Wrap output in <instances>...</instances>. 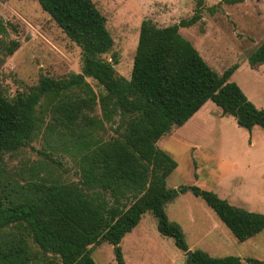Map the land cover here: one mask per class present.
<instances>
[{
  "label": "trees",
  "instance_id": "trees-1",
  "mask_svg": "<svg viewBox=\"0 0 264 264\" xmlns=\"http://www.w3.org/2000/svg\"><path fill=\"white\" fill-rule=\"evenodd\" d=\"M37 2L79 47L82 65L79 73L63 78L43 76L28 92L11 98L0 87V264H96L91 249L104 242L113 246L116 263L124 264L119 244L146 213L154 217L158 233L186 253L181 227L166 214L167 203L186 192L201 199L238 242L261 233L263 214L196 186L166 185L176 163L157 142L206 102L231 116L238 127L264 131V107L257 108L230 81L239 65L218 74L180 34V28L200 21V9L166 27L143 20L127 79L116 73L115 59L103 58L113 39L91 0ZM6 32L0 21V35ZM18 46L11 41L4 55H12ZM247 61L253 70L264 64V41ZM87 79L101 90L95 91ZM39 136L49 153L61 151L70 157L76 181L39 177L22 185L8 179L6 156L29 147ZM185 264L242 262L195 249Z\"/></svg>",
  "mask_w": 264,
  "mask_h": 264
},
{
  "label": "rangeland",
  "instance_id": "rangeland-1",
  "mask_svg": "<svg viewBox=\"0 0 264 264\" xmlns=\"http://www.w3.org/2000/svg\"><path fill=\"white\" fill-rule=\"evenodd\" d=\"M105 17L113 39L105 60L117 61L116 73L129 78L140 24L149 20L158 27L190 18L200 9L201 19L180 34L198 51L207 65L222 74L234 64L230 77L257 107H264V64L249 67L247 57L264 41V0H91ZM0 87L8 98L28 92L43 76L63 78L81 71L79 47L70 41L37 0H0ZM17 41L12 55L4 46ZM114 56V58H113ZM91 87L101 89L87 79ZM111 133L108 132L107 136ZM157 147L169 155L176 168L166 179L170 189L196 186L212 191L229 204L264 215V131L240 128L220 108L206 102L183 126L172 127ZM49 155V158L45 155ZM7 177L24 185L39 177L62 183L77 180L70 157L49 153L41 136L29 147L6 156ZM170 221L182 229L189 250L211 257H238L264 261V230L238 242L215 213L190 192L178 194L166 205ZM124 264H185V253L173 240L161 236L156 221L146 213L120 242ZM96 264H117L113 246L102 243L91 249Z\"/></svg>",
  "mask_w": 264,
  "mask_h": 264
},
{
  "label": "water",
  "instance_id": "water-1",
  "mask_svg": "<svg viewBox=\"0 0 264 264\" xmlns=\"http://www.w3.org/2000/svg\"><path fill=\"white\" fill-rule=\"evenodd\" d=\"M191 253V250H188L186 253H185V255L187 256V255H189Z\"/></svg>",
  "mask_w": 264,
  "mask_h": 264
},
{
  "label": "crops",
  "instance_id": "crops-1",
  "mask_svg": "<svg viewBox=\"0 0 264 264\" xmlns=\"http://www.w3.org/2000/svg\"><path fill=\"white\" fill-rule=\"evenodd\" d=\"M253 70V69H252ZM260 234V233H259ZM256 237V236H255Z\"/></svg>",
  "mask_w": 264,
  "mask_h": 264
}]
</instances>
